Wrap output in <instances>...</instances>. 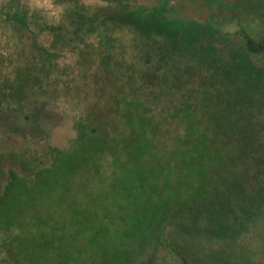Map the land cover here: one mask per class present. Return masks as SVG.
I'll return each mask as SVG.
<instances>
[{
    "label": "rangeland",
    "instance_id": "1",
    "mask_svg": "<svg viewBox=\"0 0 264 264\" xmlns=\"http://www.w3.org/2000/svg\"><path fill=\"white\" fill-rule=\"evenodd\" d=\"M159 5L224 60L264 43V0H0V196L26 178L0 264H264V75L231 108L201 88L185 122L186 89L146 100L149 125L129 101L138 39L106 43V19ZM247 58L264 72V50Z\"/></svg>",
    "mask_w": 264,
    "mask_h": 264
},
{
    "label": "trees",
    "instance_id": "2",
    "mask_svg": "<svg viewBox=\"0 0 264 264\" xmlns=\"http://www.w3.org/2000/svg\"><path fill=\"white\" fill-rule=\"evenodd\" d=\"M168 11L165 5L136 10L122 6L117 14L106 19L111 21V25L108 23L111 30L104 34L107 38L106 43L113 45L117 41L116 36H113L115 31L125 33L128 31L138 39L137 56L140 58V65L143 60V65L140 67L142 70L131 69L128 87L129 93L133 94L129 100L130 106L137 107L140 118H146L149 125L153 120L145 116L146 100L155 106L161 104L165 107L166 104H170L178 91L183 93L184 89L187 93L178 95V100L172 107L167 105L175 110L172 118L180 116L182 122L187 121L189 111L194 108L193 96L198 94L201 88L205 89L204 93L208 92L214 98L216 89L219 95L232 98L227 101L229 108L239 105L245 99L251 101L252 98L248 97L250 89H263L261 80L257 76L261 77L264 72L250 67L247 57L249 51L264 50V43H259L255 47L252 39L246 37V48H241L243 52L238 51L232 60H224L212 44L204 45L199 42L201 24H185L174 16L170 17ZM13 16L20 20L24 18L18 14ZM51 29L54 31L53 27ZM192 74L193 81L190 78ZM196 74L197 79L194 76ZM185 85L188 88H184ZM150 88L152 92L141 93L144 89L146 91ZM25 180V177L10 172L9 180L0 196V231L11 229L14 223L13 218L10 217L11 212L15 214V218L20 216L19 211L23 207L17 206V202L11 206L7 202L20 195L19 185H23ZM219 201L218 198L213 197L207 201V205L213 210L215 205H219ZM226 207L227 204H220L214 209L217 210L215 213L218 215V210H225ZM245 211L249 214L247 206ZM200 216L197 214L192 218ZM4 224L8 227L2 228ZM19 237L15 236L13 239Z\"/></svg>",
    "mask_w": 264,
    "mask_h": 264
},
{
    "label": "flooded vegetation",
    "instance_id": "3",
    "mask_svg": "<svg viewBox=\"0 0 264 264\" xmlns=\"http://www.w3.org/2000/svg\"><path fill=\"white\" fill-rule=\"evenodd\" d=\"M178 19H179L180 21H182L183 23H185V24L188 23V22H186L184 19H182V18H180V17H179ZM191 24L196 25L195 23H191ZM191 24H188V25H191ZM201 27H202V25H201ZM205 28H206V30H209V28H208L207 26H206ZM207 44L210 45V44H212V43H207ZM207 44H204V45H207ZM212 46H213V44H212Z\"/></svg>",
    "mask_w": 264,
    "mask_h": 264
}]
</instances>
